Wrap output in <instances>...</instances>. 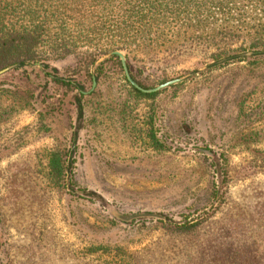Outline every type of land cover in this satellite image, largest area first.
<instances>
[{
  "label": "rangeland",
  "instance_id": "rangeland-1",
  "mask_svg": "<svg viewBox=\"0 0 264 264\" xmlns=\"http://www.w3.org/2000/svg\"><path fill=\"white\" fill-rule=\"evenodd\" d=\"M215 44L125 58L142 89L179 80L151 99L129 95L120 62L107 60L96 76L93 66L108 57L89 67L90 80L71 58L49 64L86 92L70 179L101 202L68 195L45 175L46 154L70 147L74 91L49 81L40 63L0 75V264H124L123 255L131 264H183L195 235L226 226L225 236L264 243V54L212 65L238 54L214 59ZM240 44L250 41L231 48ZM147 213L200 227L183 238L153 215L134 216ZM226 252L219 247L210 264H225Z\"/></svg>",
  "mask_w": 264,
  "mask_h": 264
},
{
  "label": "trees",
  "instance_id": "trees-1",
  "mask_svg": "<svg viewBox=\"0 0 264 264\" xmlns=\"http://www.w3.org/2000/svg\"><path fill=\"white\" fill-rule=\"evenodd\" d=\"M217 22L222 25L213 26ZM237 39L249 40L250 44L231 48ZM206 42L219 44L214 48V59L230 53L239 54L245 48L264 49V0H0V70L12 66V70L17 71L29 64L40 63L43 75L49 81L74 91L75 126L70 147L65 153L52 150L46 154L45 175L49 184L65 188L68 195L77 199L102 201L94 192L75 188L70 179L72 154L84 118L81 99L86 92L80 83L57 76V70L49 67L51 62L71 58L90 80L89 67L99 57L108 58L93 66L96 76L107 60L119 64L112 54L115 51L124 53L126 59L148 55L156 49L171 56L202 48ZM126 84L129 95L134 98L151 99L156 94L142 93ZM151 142L153 147L160 148L153 138ZM224 175L225 170H220L218 177ZM145 215L153 214L134 216ZM153 216L158 223L167 224V229L183 238L186 235L193 237L200 227L199 222L178 226L166 217ZM114 218L119 223L127 222L124 215ZM225 228L222 234L214 231L208 236L195 235L187 243L191 250L188 260L181 263L196 264L195 250L200 249L199 254L205 255V264H210L211 256L218 254L219 247L226 246L228 252L221 263L264 264V243H258L261 239L236 235L235 231L225 236ZM216 232L225 236L222 241L212 239ZM95 249L89 248L85 252L91 254ZM100 249L104 251L106 247ZM120 258L124 264L132 262L126 255Z\"/></svg>",
  "mask_w": 264,
  "mask_h": 264
},
{
  "label": "water",
  "instance_id": "water-1",
  "mask_svg": "<svg viewBox=\"0 0 264 264\" xmlns=\"http://www.w3.org/2000/svg\"><path fill=\"white\" fill-rule=\"evenodd\" d=\"M112 54L115 55L118 58V60L120 62V65H121V68H122V71H123V74H124V77H125L126 81L128 82V84L131 85L136 90L142 92V93H155V92L159 91L160 89L168 87L169 85L174 84L177 81H179L177 79L176 80H171V81L165 82L164 84H161V85H159V86H157L155 88L142 89L139 86H137L135 84V82L129 77V75L127 73V70H126V66H125L124 55L121 52H118V51L112 52ZM257 54H264V51H262V52H245V53H239V54H236V55H231V56L222 58V59L214 62L212 65H217V64H221V63L230 61L232 59H238V58H242V57H249V56H253V55H257ZM38 67L41 68V65H38ZM11 68H12V66L0 70V75L5 73L6 71L10 70ZM92 80H93V78H92Z\"/></svg>",
  "mask_w": 264,
  "mask_h": 264
}]
</instances>
